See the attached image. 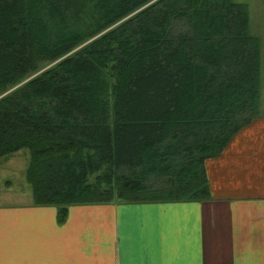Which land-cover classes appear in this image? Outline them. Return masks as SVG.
I'll return each instance as SVG.
<instances>
[{
	"label": "trees",
	"instance_id": "1",
	"mask_svg": "<svg viewBox=\"0 0 264 264\" xmlns=\"http://www.w3.org/2000/svg\"><path fill=\"white\" fill-rule=\"evenodd\" d=\"M261 37L236 0H0V157L34 203L202 198L260 116Z\"/></svg>",
	"mask_w": 264,
	"mask_h": 264
},
{
	"label": "crops",
	"instance_id": "2",
	"mask_svg": "<svg viewBox=\"0 0 264 264\" xmlns=\"http://www.w3.org/2000/svg\"><path fill=\"white\" fill-rule=\"evenodd\" d=\"M263 106L207 161L202 198L73 203L59 221L28 182L29 200L0 202V264H264Z\"/></svg>",
	"mask_w": 264,
	"mask_h": 264
},
{
	"label": "rangeland",
	"instance_id": "3",
	"mask_svg": "<svg viewBox=\"0 0 264 264\" xmlns=\"http://www.w3.org/2000/svg\"><path fill=\"white\" fill-rule=\"evenodd\" d=\"M236 1L245 2L249 5L250 18H251V32L260 35L262 38L261 41V45H262L261 51H262V61H263L262 80H263V96H264V0H236ZM23 151H25L24 153H28L27 148H23ZM27 160L28 157L27 156L22 157L21 152L20 154L13 153L6 157H0V191H1L0 193H3L6 190L7 191L12 190L17 196L14 197V199L3 198L2 196H0V202H12L18 199L19 201L29 200L26 199L29 198L30 196L29 193L30 185L25 178V172L28 166ZM24 166H26L25 172L23 169ZM7 179H11L12 186L8 185L6 181ZM13 192H8V193H13Z\"/></svg>",
	"mask_w": 264,
	"mask_h": 264
}]
</instances>
